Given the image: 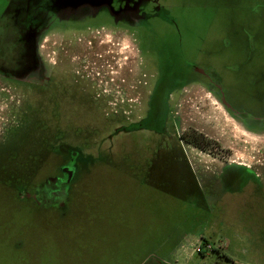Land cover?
Instances as JSON below:
<instances>
[{
	"label": "rangeland",
	"instance_id": "rangeland-1",
	"mask_svg": "<svg viewBox=\"0 0 264 264\" xmlns=\"http://www.w3.org/2000/svg\"><path fill=\"white\" fill-rule=\"evenodd\" d=\"M47 1L0 0V18L41 7L39 63L49 80L74 88L34 101L50 86L46 77L21 85L0 78V146L16 143L1 153L13 166L0 168V264H264V195H188L171 165L159 172L176 159L169 150L182 130H196L212 155L186 144L182 155L207 181L201 189H217L226 158L264 183V131L250 133L220 101L240 120H264V0H155L143 46L136 28L108 24L106 12L119 20L137 7L144 16L138 0ZM0 24L1 38L11 25ZM7 38L0 60L12 58ZM167 49L215 95L200 85L173 94L167 117L145 125L150 60L168 70ZM66 144L90 162L67 172L75 176L69 194L51 201L68 197L66 210L35 213L25 192L63 193ZM154 147L165 152H150L151 162Z\"/></svg>",
	"mask_w": 264,
	"mask_h": 264
},
{
	"label": "flooded vegetation",
	"instance_id": "flooded-vegetation-1",
	"mask_svg": "<svg viewBox=\"0 0 264 264\" xmlns=\"http://www.w3.org/2000/svg\"><path fill=\"white\" fill-rule=\"evenodd\" d=\"M50 1L52 0H48L47 2ZM137 4L143 5L144 16H141L142 13H140L137 7H134L135 10L132 12L131 15H129V17L121 18L119 20H116L117 18L116 15H114L108 9L106 12L108 13L109 15L108 17L110 18V20H112V23H108V24L119 25V26H122L123 24H128V26H130L131 28H136L140 33L139 36L143 46L142 26L147 25L148 24L147 22H149L148 20L150 21L152 20L150 18H154V16L150 14L149 6L150 5L155 6L156 2L155 0H138ZM33 8L30 7L25 8L24 10L27 11V14L19 18H14L13 16H10L9 10L6 11L9 17L1 15L0 23L3 22L5 24L7 20L8 25H11L10 26L11 31L2 33L0 40L1 42L3 40L6 42V37L8 35V38H10L14 44L13 47H11L10 49L11 53L9 54V56L12 58L8 59L7 55H5L4 58L0 60V78L3 81L13 82L21 85L24 83H28L31 78L46 77L44 72L45 70L47 71V68L44 67L42 63H39L38 60L39 47L37 46L38 45L37 40L40 38V34L42 31H40L39 26H34L35 24L36 25L44 24V22L40 20L38 13V11L42 9H40L41 8L40 6H37V9L34 6ZM22 25H25L23 29L21 28ZM164 53L168 59V62L170 63L168 70H165L167 66H164L163 68L160 67V64L158 63L157 59H155L154 61L150 60L151 66L155 72L154 75L152 76L154 80V84L152 85V92L150 93V96L147 101V114L145 117L147 121H145L144 123L145 125L161 122L163 121V119L167 117L166 106L169 100L173 98V94L179 96L182 92L187 91L189 88H194L200 85L203 88L207 89L209 93L215 95L214 92L208 89L209 85L206 87L205 85L198 82V79L197 80L191 79L189 74H187L188 72L186 73L183 69H180L181 67L179 68L178 64L175 63L174 57L172 56L171 52L168 49L165 50ZM189 70L192 74H194V76H196L195 74H197L199 76V79L201 78L209 79V75L207 73L200 72L199 70L194 69V67L192 66H189ZM46 79L49 80L47 77ZM47 82H49L50 84L48 89L46 91H42L43 93L40 95L38 94L34 95L33 96L35 98L34 101L41 100L42 98L45 99L46 97L47 98L51 97V100L55 99L54 96L55 93L60 95L59 93L66 90L67 88L74 91L73 87L69 88L70 85H68L69 84L68 81L65 82L64 80L63 82H61L50 79ZM61 96L65 97L66 95L62 94ZM220 101L229 114L237 118L246 128L250 129L251 127L249 126L250 124H247L245 120L242 119L240 120L241 114L239 111L237 113L232 107L226 105V103H224L225 99H222ZM263 121L264 120L260 121V119H258V122L263 123ZM262 123H259L260 124L259 126H253L251 128L257 131H264V129L261 130V125H263ZM198 135L199 134L196 133V130L193 132V131H186V129H183L182 133H180L179 135V144L176 145L177 149L169 150V152L171 153L176 152V154H174V157L176 159L170 160L171 161L169 162L170 164L166 162L165 164L161 165L162 167L159 168L160 170L159 172L162 171V173L164 174V172L168 171V168H166V166L171 165V167H173V171H175L174 178L176 179V182H178L182 187H185L188 190L190 189L192 190L191 192L190 191L184 192V194H188V195L189 194L243 195L245 193L264 195V183H260L254 178H251V176L247 174L248 170L246 169V167H243L245 166L244 163L237 162L235 160L232 161L231 159L229 161V159L227 158L223 160V162L225 163L228 162L227 163L228 165H226L225 167H224V163L220 165V169H222L223 167L224 168L220 171L219 174V178H218L219 186L216 187L218 190L217 189L215 190L214 185H209L204 190L201 189L203 185H206L207 181L204 180V177L203 178L199 177V175H197V172H194V170H192L193 166L191 162L187 160L188 158L183 159L184 156L186 157L185 154L182 155V152L185 150V149L183 150L185 144L190 145L188 147H196L204 152L211 154V152L207 150V148L210 146V144H208L209 141L201 139L203 136L199 138ZM15 144L14 145L5 144L0 146V155H1L0 168L5 169L8 166H13L11 163L6 161L5 158L7 153L14 149ZM211 144L215 145L213 143ZM158 147H154L156 149L152 151L149 149L148 159L151 162L152 160L150 157V152H154V153L159 152L158 154L159 158L162 156L160 152L161 153L165 152L163 148L158 149ZM64 148L65 151L69 153L68 161L66 162L67 164H65L62 167V169L64 170L63 177H59L57 179L58 181H60V183H62V186L64 185L63 189L62 186L60 188V190L62 189L63 193H60L58 192V190H54L51 187L49 188L48 186L46 187L35 186L31 192H25L24 195L25 199H27L29 202H32L36 206L32 210L35 213L36 211H41L45 213L53 210L54 211L66 210L68 197H66V200H64L63 203H57L51 201H55L54 198L56 197V195L69 194L70 192L69 182L71 181L72 177L69 179L70 176L67 174V172L70 171L72 172V174H74L77 170V167L79 168L80 165L82 164L84 165L90 162L87 156L83 154V150H81L80 148L77 149L76 147L71 146L70 144H66ZM141 151L143 152V150ZM4 152L7 153H5L2 156L1 153ZM110 152H113L111 148H110ZM154 155L156 156L157 154ZM74 177L75 176H73V178ZM250 190H254V191L252 192Z\"/></svg>",
	"mask_w": 264,
	"mask_h": 264
},
{
	"label": "crops",
	"instance_id": "crops-1",
	"mask_svg": "<svg viewBox=\"0 0 264 264\" xmlns=\"http://www.w3.org/2000/svg\"><path fill=\"white\" fill-rule=\"evenodd\" d=\"M222 105H223V104H222ZM247 116H248V115H247ZM248 119H250V116H248ZM257 122H258V119H254V117H252V120H251V121L249 120V122H247V124H250L249 126H251V127H253V126H258V123H257ZM241 124H242V123H241ZM242 125H243V124H242ZM243 126H244V125H243ZM244 127H245V126H244ZM251 127H250V129L247 128V129L249 130V132H250V133H252V132L256 133L255 131H257V130L252 129Z\"/></svg>",
	"mask_w": 264,
	"mask_h": 264
},
{
	"label": "bare ground",
	"instance_id": "bare-ground-1",
	"mask_svg": "<svg viewBox=\"0 0 264 264\" xmlns=\"http://www.w3.org/2000/svg\"><path fill=\"white\" fill-rule=\"evenodd\" d=\"M238 162V161H237Z\"/></svg>",
	"mask_w": 264,
	"mask_h": 264
}]
</instances>
